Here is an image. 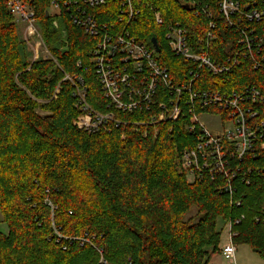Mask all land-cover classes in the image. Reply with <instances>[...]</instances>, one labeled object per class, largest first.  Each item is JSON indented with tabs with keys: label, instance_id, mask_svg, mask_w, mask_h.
Listing matches in <instances>:
<instances>
[{
	"label": "trees",
	"instance_id": "1",
	"mask_svg": "<svg viewBox=\"0 0 264 264\" xmlns=\"http://www.w3.org/2000/svg\"><path fill=\"white\" fill-rule=\"evenodd\" d=\"M52 1L29 3L55 62L31 59L7 0H0V213L7 225L0 231V264H103L101 258L106 264H209L220 242L217 220L240 214L247 216L235 227L234 243L264 251V225L252 221L251 211L264 206V184L245 187L236 178L243 205L235 207L218 189L222 177L203 174L188 181L181 154L196 135L185 129V117L151 123L145 110L116 111L118 125L109 122L93 133L78 126V77L92 108L109 110L88 54L95 39L65 9L54 28L55 16L46 15ZM200 2L210 17L201 10L194 15L181 0H135L140 15L132 32L148 46L156 37L158 62L176 82L191 77L193 63L170 52L163 36L169 21H180L195 35L215 21L213 57L236 35L226 27L218 0ZM148 5L160 11L162 25ZM241 59L224 76L199 70L194 88L264 90V75L251 58Z\"/></svg>",
	"mask_w": 264,
	"mask_h": 264
},
{
	"label": "built area",
	"instance_id": "2",
	"mask_svg": "<svg viewBox=\"0 0 264 264\" xmlns=\"http://www.w3.org/2000/svg\"><path fill=\"white\" fill-rule=\"evenodd\" d=\"M181 2L194 15L200 10L208 17L212 15L201 7L200 0ZM6 5L13 21L24 28L23 40H33L47 53L29 0H7ZM148 6L154 22L162 25L160 11ZM50 8L55 16L65 9L72 23L95 39L88 54L109 110L100 112L92 108L87 101V87L78 77L73 84L80 128L93 133L106 128L109 122L118 125L122 121L115 116L116 111L145 110L149 113L146 121L151 123L182 116L186 119L185 129L196 135L194 145L181 154L180 168L187 176L193 179L207 174L212 180L222 177L218 189L227 193L235 207L243 205L236 190V178L245 187L264 184V90L256 85L231 87L227 91L218 86L206 89L193 86L199 70L224 76L242 65V57L251 58L253 67L264 75V0H218L217 9L226 27L236 35L228 39L226 51L215 57L210 52L217 37L215 21H210L200 35L189 33L180 21H169L163 36L170 52L193 63L188 71L191 77L179 82L172 80L167 67L158 62L159 51H155L152 43L148 46L133 34L131 25L140 15L135 0H55ZM37 57L38 54L33 55V59ZM200 114H218L222 129L216 133L209 131ZM251 211L252 221L264 225V206ZM246 216L240 214L225 221L228 241L220 251L232 264H235L234 238L238 234L235 227ZM56 233L60 239V233ZM100 262L106 264L102 258Z\"/></svg>",
	"mask_w": 264,
	"mask_h": 264
},
{
	"label": "rangeland",
	"instance_id": "3",
	"mask_svg": "<svg viewBox=\"0 0 264 264\" xmlns=\"http://www.w3.org/2000/svg\"><path fill=\"white\" fill-rule=\"evenodd\" d=\"M34 11V9H33ZM49 15L51 16H55L52 15L54 13V10L52 8L49 7ZM57 16L54 17L53 19V27L58 29L59 27V22L56 19ZM18 26V31L20 36L23 38V32H24V28L21 25H17ZM61 33L64 35L65 34V30H61ZM25 42V45L28 47V49L30 50V54H31V59H33V55L34 54H38V57H44V54H47L46 58H51L54 60L55 59L52 57V55L50 54L49 50L46 48V46L44 45L45 49L47 50V53L44 52V48L43 47H38L34 44L33 40H29L28 42ZM38 47V49H37ZM199 118L201 119L202 123L206 126V128H208L209 131L216 133L218 131H220L223 127V122L220 118V116L218 114H200ZM187 180L188 181H192V177L191 176H187ZM2 216L0 213V231L2 232H6L7 231V225L5 223H3L1 220ZM217 228L220 231V242L218 245V250L216 253H214V255L211 257L212 259V264H232L229 260L228 257L224 256L221 253V249L224 246V244H226V242L228 241V237H227V227L225 225V222L221 219L217 220ZM236 246V251H235V264H264V251H254V247L251 244H247V242H241V241H237L235 243Z\"/></svg>",
	"mask_w": 264,
	"mask_h": 264
},
{
	"label": "water",
	"instance_id": "4",
	"mask_svg": "<svg viewBox=\"0 0 264 264\" xmlns=\"http://www.w3.org/2000/svg\"><path fill=\"white\" fill-rule=\"evenodd\" d=\"M46 15H48V12H46ZM151 43H152L153 47L155 48V51H159V46H158L156 37L151 38ZM254 251H258V250L254 249Z\"/></svg>",
	"mask_w": 264,
	"mask_h": 264
},
{
	"label": "crops",
	"instance_id": "5",
	"mask_svg": "<svg viewBox=\"0 0 264 264\" xmlns=\"http://www.w3.org/2000/svg\"><path fill=\"white\" fill-rule=\"evenodd\" d=\"M209 264H212V259L210 258Z\"/></svg>",
	"mask_w": 264,
	"mask_h": 264
}]
</instances>
